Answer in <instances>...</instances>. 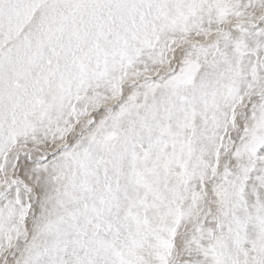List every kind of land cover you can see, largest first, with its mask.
Masks as SVG:
<instances>
[{
  "label": "snow or ice",
  "instance_id": "snow-or-ice-1",
  "mask_svg": "<svg viewBox=\"0 0 264 264\" xmlns=\"http://www.w3.org/2000/svg\"><path fill=\"white\" fill-rule=\"evenodd\" d=\"M0 264H264V0H0Z\"/></svg>",
  "mask_w": 264,
  "mask_h": 264
}]
</instances>
